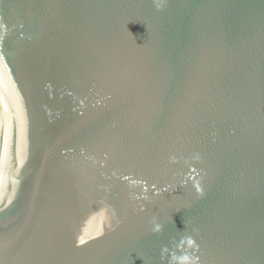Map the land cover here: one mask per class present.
I'll return each instance as SVG.
<instances>
[{
	"label": "water",
	"instance_id": "1",
	"mask_svg": "<svg viewBox=\"0 0 264 264\" xmlns=\"http://www.w3.org/2000/svg\"><path fill=\"white\" fill-rule=\"evenodd\" d=\"M160 5L0 0V264H264V0Z\"/></svg>",
	"mask_w": 264,
	"mask_h": 264
},
{
	"label": "clouds",
	"instance_id": "2",
	"mask_svg": "<svg viewBox=\"0 0 264 264\" xmlns=\"http://www.w3.org/2000/svg\"><path fill=\"white\" fill-rule=\"evenodd\" d=\"M153 3L156 5V7L159 9L160 0H153ZM192 159L199 160L200 155L199 153L194 154ZM170 160L172 162L176 161V157H170ZM195 187L198 194H203V189L200 186L199 180L195 181ZM157 192H153V195H157ZM135 198V197H134ZM144 200H148L149 197L146 195V193L142 196ZM141 211H143V205H141L140 208ZM115 217V212L112 214V218ZM121 223L120 219H116V224H109V227L114 229L115 226L119 225ZM151 225V232L153 233H160L162 231V225L157 222V219L153 217V219L150 221ZM193 231H197L196 229H193ZM103 232L102 227L98 226L95 233H93V237L101 235ZM85 239L87 237H79L77 243L83 244L85 242ZM173 244V248L170 249L167 245H164L160 249V260L162 262L166 261V264H201L200 256L196 253L199 252V245L196 242L195 238L192 235H182L179 238V241L177 242L175 238L171 241ZM177 251L179 254H177Z\"/></svg>",
	"mask_w": 264,
	"mask_h": 264
}]
</instances>
